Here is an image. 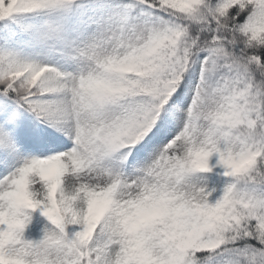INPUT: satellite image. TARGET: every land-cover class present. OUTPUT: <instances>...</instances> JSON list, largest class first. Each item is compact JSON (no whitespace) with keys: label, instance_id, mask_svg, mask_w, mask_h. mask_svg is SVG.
Returning a JSON list of instances; mask_svg holds the SVG:
<instances>
[{"label":"snow or ice","instance_id":"1","mask_svg":"<svg viewBox=\"0 0 264 264\" xmlns=\"http://www.w3.org/2000/svg\"><path fill=\"white\" fill-rule=\"evenodd\" d=\"M98 2L0 0V264H264V0Z\"/></svg>","mask_w":264,"mask_h":264},{"label":"trees","instance_id":"2","mask_svg":"<svg viewBox=\"0 0 264 264\" xmlns=\"http://www.w3.org/2000/svg\"><path fill=\"white\" fill-rule=\"evenodd\" d=\"M100 4L98 0H76L68 12H62L55 14L51 17L52 26L48 28L47 32L41 33L42 36H47L49 34V29L52 28V32H55V29L58 27L70 29L78 17L87 9H89L93 5ZM42 23V21H41ZM3 46H0L2 49ZM223 177L215 176L214 180L219 183H215L213 180L209 181V187L219 188L222 185ZM33 236H36L37 233L33 231Z\"/></svg>","mask_w":264,"mask_h":264},{"label":"rangeland","instance_id":"3","mask_svg":"<svg viewBox=\"0 0 264 264\" xmlns=\"http://www.w3.org/2000/svg\"><path fill=\"white\" fill-rule=\"evenodd\" d=\"M105 9L104 6L102 5L101 8H96L94 10H90L87 11L86 13H84L82 16H80V18H82L81 20H79L80 22H78V25L71 28V32L76 35L79 32L80 26L87 20H94L97 19V17L103 16L105 15Z\"/></svg>","mask_w":264,"mask_h":264}]
</instances>
